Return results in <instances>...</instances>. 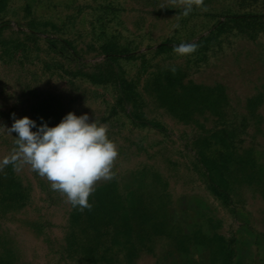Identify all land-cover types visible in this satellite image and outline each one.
Here are the masks:
<instances>
[{
  "label": "rangeland",
  "instance_id": "374dc122",
  "mask_svg": "<svg viewBox=\"0 0 264 264\" xmlns=\"http://www.w3.org/2000/svg\"><path fill=\"white\" fill-rule=\"evenodd\" d=\"M204 3L185 17L169 0H0V159L13 113L107 125L115 177L89 216L114 264H264V0ZM75 211L4 168L0 264H82L64 253Z\"/></svg>",
  "mask_w": 264,
  "mask_h": 264
},
{
  "label": "clouds",
  "instance_id": "9594fccd",
  "mask_svg": "<svg viewBox=\"0 0 264 264\" xmlns=\"http://www.w3.org/2000/svg\"><path fill=\"white\" fill-rule=\"evenodd\" d=\"M172 8L181 7L187 17L194 8L207 11L204 0H169ZM166 6H161L164 8ZM179 27V25H177ZM196 43H181L173 51L189 56L198 49ZM170 71L175 74L177 69ZM14 120L10 128L2 127L8 135L17 134L15 147L0 159V172L11 165L20 172L25 166L50 182L51 189L66 197L73 208L91 210L89 197L100 181L114 179L113 168L119 155L116 142L109 138L108 126L96 120L89 122L88 114L77 116L69 112L54 127L47 123L37 126L28 116ZM43 119V118H41ZM36 128V131L32 129ZM12 136V135H11Z\"/></svg>",
  "mask_w": 264,
  "mask_h": 264
},
{
  "label": "trees",
  "instance_id": "16d2710c",
  "mask_svg": "<svg viewBox=\"0 0 264 264\" xmlns=\"http://www.w3.org/2000/svg\"><path fill=\"white\" fill-rule=\"evenodd\" d=\"M261 19L258 16L251 20L244 19V21L247 22V27L255 30L258 29V22H261ZM89 213L88 209L83 212L76 209L74 212L70 233L66 238L67 243L64 245L65 256L75 263L114 264L118 254L115 244L107 243L103 239L109 230L104 226L94 224ZM85 214H88V217ZM111 254L112 256H108ZM228 254L232 255L231 249L228 250Z\"/></svg>",
  "mask_w": 264,
  "mask_h": 264
}]
</instances>
